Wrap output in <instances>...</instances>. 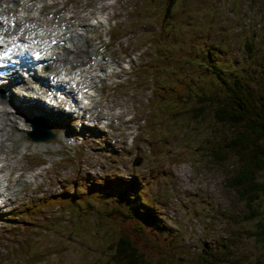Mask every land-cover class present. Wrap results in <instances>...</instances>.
<instances>
[{
	"label": "rangeland",
	"instance_id": "obj_1",
	"mask_svg": "<svg viewBox=\"0 0 264 264\" xmlns=\"http://www.w3.org/2000/svg\"><path fill=\"white\" fill-rule=\"evenodd\" d=\"M9 1L15 5L7 10L14 12L13 16L25 15L49 30L65 22L66 33H79L76 53L70 65L64 63L63 68L82 70L78 83L86 86L87 78H92L94 89L91 107L80 119L85 121V129L77 119L78 111L63 119L59 110L53 109L56 118L51 117L57 124L51 126L54 136L47 141L34 142L25 137L28 118L35 114L25 101L27 94H34L29 91L31 82L11 86L9 101L0 103V179L8 178L0 207V264H23L16 253L24 239L32 251H38L34 260L46 251L35 264L92 263L90 231L109 237L121 223L115 214L105 217L98 213L104 209L101 205L107 207L109 203L93 201L89 219L80 221L78 228L74 222L67 224L66 213L55 214L51 202L37 211L31 206L40 202L39 198L65 189L78 195L85 191L86 184L94 180L101 183L105 178L116 179L122 187L108 199L116 203L121 196L127 205L126 198L131 196L132 209L138 207L141 216L160 222L159 232L149 224L143 227L161 248L149 251V264H202L203 250L212 255L210 264H264V243L254 235L264 211V190L251 202L257 215L248 219L244 201L229 185V177L238 167L237 159L230 152L219 159L210 151L221 148L232 136V129L216 124L211 112L201 122L190 121L185 127L173 125L168 119L157 126L152 115L147 128L137 126L148 115V91L141 81L152 76L154 85L156 80L149 62H166V55L154 57L155 47L158 43L164 48L167 43L177 47L178 40L182 44L184 39L204 31L199 37L202 40L195 39L181 49L182 61L177 63L182 65L188 59V73L198 75L199 61L206 58L209 49L222 75H228L232 83H241L244 100H253L255 109L263 105L264 0H175V10L168 19L176 22V36L174 29L170 31L162 22L164 0ZM2 3L7 7V0ZM201 21L202 27L196 26ZM200 46L202 58H191ZM169 63L159 70L161 74L165 70V82L177 78L171 74ZM55 66L59 67L56 72H62L60 65ZM197 80L204 90L213 89L214 97H224L218 79L208 74ZM174 109L172 103L170 110ZM151 127L159 128L160 134L151 133ZM134 158L138 163L133 166ZM133 176L137 189L126 188ZM254 176L264 186V171H256ZM24 205L28 206L25 215L21 213ZM54 217L65 221L59 224L65 223L64 233L54 223L47 232L35 225ZM123 224L129 222L124 220ZM69 229L74 235L68 233ZM75 230L82 235L86 231L87 235L83 239ZM60 245L64 252L59 255Z\"/></svg>",
	"mask_w": 264,
	"mask_h": 264
},
{
	"label": "trees",
	"instance_id": "obj_2",
	"mask_svg": "<svg viewBox=\"0 0 264 264\" xmlns=\"http://www.w3.org/2000/svg\"><path fill=\"white\" fill-rule=\"evenodd\" d=\"M175 7V0H164L163 8L160 11L162 22L168 24L170 31L177 26L173 18H171V20L168 19L169 14L175 10ZM200 23H197L196 26L202 27L203 22L201 21ZM173 32L176 33L177 28L174 29ZM203 33H198L196 36L194 35L195 37L184 39L182 44L181 41L178 40L177 44L179 43V46L177 47L175 45L173 47L171 43H167L165 48L162 43H158L157 47H160L159 51H157V47H155L154 57H157V55L165 57L166 55V62L169 61V64L172 66L170 69L172 70L171 74L174 75V77L177 76V78H174L172 82H165V70L162 71V74L159 70L166 67V62L165 64L157 60L149 62L150 67L148 68L156 75V80L154 85L151 82L152 76L145 77L141 81L143 83L141 84L143 89L148 91L145 106L148 115L144 118L142 128L148 127L151 115L156 116L155 123L157 126L160 125L162 120L164 122L165 119H168L173 125L177 123L178 126L185 127L187 122L189 123L190 121L201 122L204 119V115L208 112H211V118L216 124H219L221 127L231 128L233 134L224 142L223 146L221 148L219 146L214 147L210 151L211 154L219 159H222L226 152L233 153L237 159L238 167L234 174L229 177V185L235 188L240 199L244 201L247 209L246 217L248 219L253 218L257 215V212L251 206V202H253L257 198V195L264 190V186L258 183L254 176L256 171H264V104H261V107L258 106L255 109L253 108L255 106L253 100L245 101L241 83H232L228 75H222L221 68L218 63L213 61L212 51L209 49L206 50V58L199 61L201 72L198 75H191L188 73L187 64H185L190 62L188 59L184 60L182 65L177 63L182 61L179 56L180 51L186 49L195 39L202 40L199 39V37L203 36ZM176 35L177 33L175 36ZM200 48L201 46L196 49V52L191 58H202L203 55L200 52ZM208 74H210L212 78L218 79L223 86L225 90L223 98L214 97L213 89L204 90L201 87L200 80H197V77L204 78ZM147 75L151 74L148 73ZM207 86L213 88V85L210 83H208ZM220 87L219 85L217 89ZM196 91H199V93ZM172 103L175 106L174 110H170ZM166 105H169V109ZM169 125H171L170 122ZM150 132L159 133L160 131L159 128L151 127ZM162 136L164 135L162 134ZM129 181L131 183L125 184V187L137 189L135 176ZM119 185L116 179L111 178H107L102 183L92 181L86 184V188H83L85 191L80 192L78 195L76 192L68 193V189H65L58 194L48 196L45 200L44 198H39L38 200L40 202L32 205L31 208H35L34 211H37L45 206L47 202H51L49 204L55 207L53 211L55 214L60 215L61 213L60 216H62L63 213H66L67 224L70 225V223L74 222V227L78 228L80 221L89 219L90 213L88 210L93 201L109 203L107 207L101 205L104 209L99 212L97 210V212L99 214H104L105 217H110L109 214H115V219L118 221L121 220V223H119L115 235L109 237H102L103 235L94 229L90 231L91 236H89V239L90 243L93 245L91 246V250L94 254L92 257L93 261L91 263L89 260V264H149V251L155 247L156 251H159L161 248L160 245L155 242L154 238L148 237L147 230L145 231L143 227L144 224H149V228H152L154 232H159L161 227L160 222L154 219V217L153 219L146 217V219L145 216H141L138 207L132 209L129 201L131 196L126 198L128 200L127 205H124L125 199L121 196L120 200L116 203L108 199V195H113L115 192L122 190V187ZM237 187H241V190ZM133 195H135V193H133ZM23 207L21 213L25 215L28 206L24 205ZM27 214L29 216L31 215L30 212H27ZM54 218V220L41 222L35 225L44 232H47V230L52 227V223H54L56 227L60 226L59 229H61V233H64L66 228L64 226L65 223L59 224L65 221L58 220V217ZM124 220L128 221L129 224H123ZM83 226L85 225L83 224ZM56 232L58 233V230ZM75 232L83 239L85 235H87L86 231L84 232L85 235L78 233L77 230H75ZM68 233L74 235L70 229ZM254 235L257 237L258 241L264 243V211L262 213V218L256 222ZM77 240L81 242L79 238ZM30 245L27 239H24L19 245V253H16L17 256L20 254V260H22L23 264H35L42 257H45L46 251L41 252L37 256V260H34L33 255L38 251H32ZM57 251L59 255L60 253L62 254L64 252L63 245H60ZM200 258L202 264H210L212 255L203 250ZM6 263H9V261Z\"/></svg>",
	"mask_w": 264,
	"mask_h": 264
},
{
	"label": "bare ground",
	"instance_id": "obj_3",
	"mask_svg": "<svg viewBox=\"0 0 264 264\" xmlns=\"http://www.w3.org/2000/svg\"><path fill=\"white\" fill-rule=\"evenodd\" d=\"M1 13V12H0ZM0 16L2 17V15L0 14ZM3 18V17H2ZM35 29V28H34ZM0 31H5V29L0 25ZM53 34L54 35H58V34H60L61 35V32L60 31H53ZM79 37H80V35H79V33L78 32H74V33H72L69 37H67V38H65V41H64V43H66V45L64 46V47H59V45H57V44H55V45H52V46H50L49 47V51L52 49L53 51L54 50H56V54H57V59L56 60H52V59H48V61L47 60H45V66L47 67H49V69H54L55 68V64H57V65H60L62 68L64 67V63L66 64V63H68L71 59H73V57H74V55H75V53H76V51L74 50V49H76V46H75V43H77V41H78V39H79ZM58 39H60V38H58ZM47 67V68H48ZM61 68V69H62ZM63 69H65V68H63ZM80 76H82V70H79V71H76L75 73H74V77H73V81H75V82H78V81H80V79H82V78H80ZM87 83H88V87H87V89H86V91L88 90V89H90V88H93L94 87V80L92 79V78H87ZM3 87H5V90H6V96L8 97V95H9V86L7 85V84H5V85H3ZM11 89V88H10ZM13 91V90H12ZM85 91V93H82L81 94V100H86V102H87V104H89L90 102H92L91 100H92V94H91V90H89V91H87L86 92ZM79 92H81V91H79ZM88 92H90V94H88ZM85 98V99H84ZM75 100H76V98H74L73 97V105H74V103H75ZM9 100H4V102L3 103H5V104H7V102H8ZM15 116V115H14ZM81 118H83V116L82 117H78L77 119L78 120H80ZM34 120H32L31 121V127H32V125H33V122ZM81 121V125H82V127L85 129V124H84V122L85 121H83V120H80ZM102 122H104V120L102 119ZM69 127L70 128H73V125L72 126H70L69 125ZM0 131H3V129L2 130H0ZM3 190H4V188L2 189V188H0V194H1V196H2V194H3Z\"/></svg>",
	"mask_w": 264,
	"mask_h": 264
},
{
	"label": "water",
	"instance_id": "obj_4",
	"mask_svg": "<svg viewBox=\"0 0 264 264\" xmlns=\"http://www.w3.org/2000/svg\"><path fill=\"white\" fill-rule=\"evenodd\" d=\"M32 125V129L30 130V132H28V136L30 139H32L33 141H44V140H49L53 137V134L51 132H49L47 125L42 122V124L40 126H35ZM138 163V159H135L133 161V164H137Z\"/></svg>",
	"mask_w": 264,
	"mask_h": 264
}]
</instances>
